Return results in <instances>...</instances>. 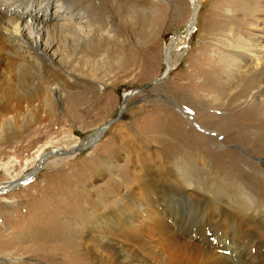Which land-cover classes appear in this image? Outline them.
Segmentation results:
<instances>
[{
  "label": "rangeland",
  "instance_id": "1",
  "mask_svg": "<svg viewBox=\"0 0 264 264\" xmlns=\"http://www.w3.org/2000/svg\"><path fill=\"white\" fill-rule=\"evenodd\" d=\"M2 1L20 12L26 6L18 0ZM89 1L95 10L106 9L101 18L105 24L96 19L89 24L92 29L84 27L91 30L90 52L74 51L81 42L75 33L69 36L72 49H59L57 61L71 68L52 66L55 105L40 117H33L32 111L46 110L43 102L31 112L15 114L19 130L0 128L1 190L4 183L33 170L42 154L72 151L87 142L117 117L124 96L130 94L126 109L96 146L48 159L28 185L0 195V264H99L88 254L83 232L97 211L133 188L132 173L141 160L160 156L172 168L182 169L184 177L207 187L228 181L243 191L248 205H261L264 110L258 113L255 105L264 99L263 60L240 58L236 74H227L234 65L231 49L249 48L250 40L242 34L247 25L240 20L249 7L246 1ZM41 2L35 0L30 8H40ZM50 2L49 11L40 8L45 18L59 10L56 0ZM69 17L54 21L79 23ZM23 21L25 34H31L32 19L26 16ZM257 35L263 43L256 46L264 49L260 31ZM175 39L180 51L183 47L176 68L163 82L140 91L163 73L165 48ZM177 54L173 50L174 58ZM177 209L185 215L188 207L180 204ZM193 219L185 230L195 235L200 220Z\"/></svg>",
  "mask_w": 264,
  "mask_h": 264
},
{
  "label": "bare ground",
  "instance_id": "2",
  "mask_svg": "<svg viewBox=\"0 0 264 264\" xmlns=\"http://www.w3.org/2000/svg\"><path fill=\"white\" fill-rule=\"evenodd\" d=\"M18 1L26 5L22 13L13 7L6 8L0 1V128L8 126L12 131L21 126L13 121L18 112H31L29 109L40 106L41 102L46 110L32 111L33 117L38 114L40 117L43 111L46 114L52 109L56 94L51 82L57 80L52 66L59 64L71 68L66 62L57 61L59 49L65 47L70 51L69 36L75 33L81 42L73 47L74 51L90 52L92 35L88 31L91 30H84V27L96 19L104 25L101 18L107 14L104 8L95 10L89 0H58L62 3L56 0L57 14L45 18L44 11H49L53 5L51 0H42L39 7L43 6L44 11L30 8L35 0ZM245 1L249 7H245V19L240 20L247 25L242 34L250 43L246 49L238 46L231 49L234 65L231 74L226 70L231 76L236 74L234 66H240V58L248 61L261 57L264 65V51H261L264 49L256 46V43H263L257 35L259 31L264 38V0ZM118 9L121 15V7ZM196 10L194 19L198 8ZM26 16L32 19L29 28L32 33L29 35L24 31L27 22L22 25ZM69 16L79 23L59 24L54 21L61 17L69 19ZM195 25V22L191 23L190 30ZM252 27H256V31ZM44 34L48 35L47 38H43ZM176 39L165 51L166 68L175 67L179 63L178 55L182 56L183 47L180 51L174 43ZM173 50L179 53L175 58ZM69 77L65 79L71 81ZM260 87V84L254 86L258 90L256 94L260 93ZM255 107L258 113L264 110V99ZM183 172L167 165L160 156L150 162L141 160L132 173L133 188L107 205L104 211H97L83 232L88 254L99 264H237L238 261L239 264H264V193H261V205H248L249 199L243 191L228 181L219 185L218 180L207 187L198 181L194 183L189 175L184 177ZM3 188H0L2 193L10 190L7 185ZM180 204L188 207L185 209L187 216L177 209ZM196 206L199 210L195 209ZM191 215L200 220L195 235L185 230L187 222L194 220ZM227 251L229 255L225 254Z\"/></svg>",
  "mask_w": 264,
  "mask_h": 264
},
{
  "label": "water",
  "instance_id": "3",
  "mask_svg": "<svg viewBox=\"0 0 264 264\" xmlns=\"http://www.w3.org/2000/svg\"><path fill=\"white\" fill-rule=\"evenodd\" d=\"M165 57H166V53H165ZM176 68L173 66H169L157 79H155L154 81L148 83L146 86L142 87L141 89H139L140 91H145L147 89H150L154 86H156L157 84L163 82L165 79L168 78L169 74L172 72V70H174ZM129 95H125L124 96V100L120 106V110L119 113L117 115V117L109 122L107 125L102 126L100 128H98L89 138V140L85 143H82L81 145L76 146L72 151H64V150H57V151H53V152H49V153H44L42 154V156L39 159L38 164L36 165V167L29 171L28 173L24 174L20 179L17 180H13L10 182H7L6 184L4 183V185H7V189L10 190H16L19 189L23 186L28 185L43 169L45 162L52 158V157H57V156H68L74 153H78L81 151H85L87 149H90L94 146L97 145V143H99V141L102 139V137L104 136V134L106 133V131L115 123H117L120 118L122 117L125 109H126V105H127V101L129 98ZM2 192H0L1 194ZM1 262V260H0Z\"/></svg>",
  "mask_w": 264,
  "mask_h": 264
}]
</instances>
